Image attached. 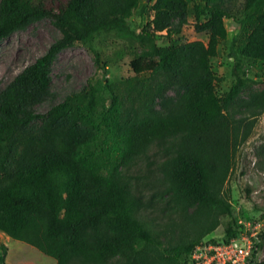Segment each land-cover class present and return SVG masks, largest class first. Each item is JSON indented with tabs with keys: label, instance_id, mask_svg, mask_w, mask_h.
<instances>
[{
	"label": "trees",
	"instance_id": "obj_1",
	"mask_svg": "<svg viewBox=\"0 0 264 264\" xmlns=\"http://www.w3.org/2000/svg\"><path fill=\"white\" fill-rule=\"evenodd\" d=\"M141 2L0 0V43L42 19L60 31L0 90V232L56 264H188L198 245L227 241L244 228L234 217L229 179L264 112V88L239 100L252 83L249 66L264 65V0ZM238 2L239 35L230 49L234 83L220 97L211 61L228 37L224 18ZM191 13L206 42L160 43L179 34ZM100 33L128 43L134 75L112 83L98 73L46 113L36 112L62 50L86 46L103 71L93 47ZM170 83L181 93L156 109ZM124 97L131 104L125 115ZM238 108L247 115L237 116ZM137 159L146 167L137 178L142 185L132 186L123 167ZM223 219V237L205 240ZM2 251L5 257V245Z\"/></svg>",
	"mask_w": 264,
	"mask_h": 264
},
{
	"label": "rangeland",
	"instance_id": "obj_2",
	"mask_svg": "<svg viewBox=\"0 0 264 264\" xmlns=\"http://www.w3.org/2000/svg\"><path fill=\"white\" fill-rule=\"evenodd\" d=\"M48 1L50 0H33V4ZM145 3L146 0H142L141 5ZM240 3L238 2L231 10V17L224 18L228 37L219 45L218 55L211 61L215 73L220 77L216 86V92L220 97L224 96L234 83L232 77L234 60L230 56V49L233 40L239 35ZM141 20V8H138L131 18L132 27L139 28ZM195 24L194 14L191 13L189 22L184 25L179 34L160 37V43L164 44L167 41L170 44H179L194 40L206 42L207 33L198 31ZM59 37L60 31L54 23L50 19H42L4 38L0 43V90L24 68L42 56ZM93 47L100 53V65L104 66L103 71L99 72L93 53L86 46L78 44L62 50L50 68L49 93L42 102L34 106L36 112L46 113L53 105L62 102L71 93L85 88L88 80L98 73L104 72L106 78L112 83L134 75L130 65L132 55L125 40L114 33H100L95 37ZM248 76L252 79L251 86L241 94L239 100L264 88V65L251 64ZM180 93L179 86L170 83L161 96L155 99L154 107L160 109L164 100L176 99ZM130 105L124 97L121 101L123 115L131 110ZM237 110V116L247 115L244 108ZM155 150L152 147L150 154H154ZM262 155H264V112L259 116L251 136L239 148L236 164L229 179L233 190L235 220L238 225L249 229L248 233H255L254 242L259 245L252 264H264V159L261 160ZM156 161L158 163L159 159L156 158ZM126 163L127 165L123 168L130 184L132 186L141 184L142 180L137 178L141 177L139 174H143L146 161L137 159ZM225 221L226 219H223L222 224L205 240L222 238ZM3 245L7 247L5 257V252L2 251ZM0 264H56V261L37 248L0 232Z\"/></svg>",
	"mask_w": 264,
	"mask_h": 264
},
{
	"label": "built area",
	"instance_id": "obj_3",
	"mask_svg": "<svg viewBox=\"0 0 264 264\" xmlns=\"http://www.w3.org/2000/svg\"><path fill=\"white\" fill-rule=\"evenodd\" d=\"M248 230L244 227L238 236L227 241H206L198 245L188 264H248L256 238L255 233Z\"/></svg>",
	"mask_w": 264,
	"mask_h": 264
},
{
	"label": "crops",
	"instance_id": "obj_4",
	"mask_svg": "<svg viewBox=\"0 0 264 264\" xmlns=\"http://www.w3.org/2000/svg\"><path fill=\"white\" fill-rule=\"evenodd\" d=\"M56 261V260H55Z\"/></svg>",
	"mask_w": 264,
	"mask_h": 264
}]
</instances>
